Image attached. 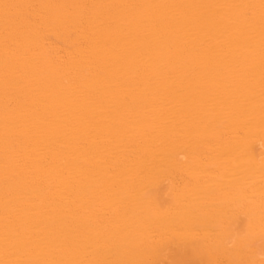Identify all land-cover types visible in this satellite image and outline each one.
<instances>
[{"label": "bare ground", "instance_id": "obj_1", "mask_svg": "<svg viewBox=\"0 0 264 264\" xmlns=\"http://www.w3.org/2000/svg\"><path fill=\"white\" fill-rule=\"evenodd\" d=\"M0 264H264V0H0Z\"/></svg>", "mask_w": 264, "mask_h": 264}]
</instances>
